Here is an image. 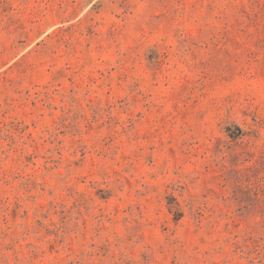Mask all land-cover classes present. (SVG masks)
Instances as JSON below:
<instances>
[{"label":"rangeland","instance_id":"374dc122","mask_svg":"<svg viewBox=\"0 0 264 264\" xmlns=\"http://www.w3.org/2000/svg\"><path fill=\"white\" fill-rule=\"evenodd\" d=\"M0 264H264V0H0Z\"/></svg>","mask_w":264,"mask_h":264}]
</instances>
